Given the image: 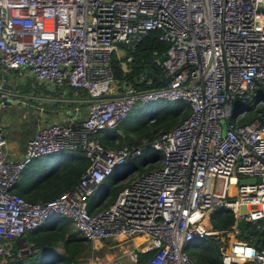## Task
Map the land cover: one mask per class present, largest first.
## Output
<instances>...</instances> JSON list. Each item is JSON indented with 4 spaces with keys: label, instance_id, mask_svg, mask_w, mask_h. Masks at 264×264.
<instances>
[{
    "label": "built area",
    "instance_id": "1",
    "mask_svg": "<svg viewBox=\"0 0 264 264\" xmlns=\"http://www.w3.org/2000/svg\"><path fill=\"white\" fill-rule=\"evenodd\" d=\"M149 28L166 43V81L137 88L114 76L111 59ZM23 67L40 81L82 91L86 107L80 117L37 125L19 158L6 156L0 126V255L21 256L29 248H14V239L61 213L89 240L144 235L128 264H196L188 248H203L194 243L203 236L223 264H264V238L245 240L236 225L264 227V112L239 120L246 102L264 99V0H0V106L21 95L3 86L4 72ZM176 98L188 112L171 127L141 143L100 141L98 131L137 101ZM144 146L159 152L157 164L134 176L131 170L104 205L89 209L88 196L112 167ZM61 149L87 159L72 186L42 200L14 190L32 157ZM215 209L230 212L232 222L212 225ZM151 248L138 263L137 252Z\"/></svg>",
    "mask_w": 264,
    "mask_h": 264
},
{
    "label": "trees",
    "instance_id": "2",
    "mask_svg": "<svg viewBox=\"0 0 264 264\" xmlns=\"http://www.w3.org/2000/svg\"><path fill=\"white\" fill-rule=\"evenodd\" d=\"M157 32L155 28L146 29L133 48L124 46L125 55H121L120 57H116L115 55L112 56L111 64L115 77L126 78L137 88L157 87L166 81V77L163 75L160 65L161 54L165 50L166 43L158 39ZM126 55H130V58L126 59ZM121 62L125 63L124 68ZM144 68H146V78L139 82H134L132 77L134 75L136 77L140 74L144 75ZM147 78L150 80L146 81ZM167 105V108L164 107L166 110H162L157 115H154V110L151 111L150 109L148 111L147 108L140 109L142 110L139 114L140 117H138V119L136 118L137 120L133 121L131 124L125 123L129 115L122 117L113 126L105 127L98 131L100 141L104 145L110 146H118L125 141L141 143L143 141L141 138L145 140L149 139L157 131L171 127L188 112V104L184 99L176 98L167 100ZM253 105V101L246 102L245 108L250 112ZM257 111L264 112V104H259L250 114L247 111L249 114H247L248 117L250 116L251 118ZM247 115L239 120H248L249 118ZM150 121H153V123H149ZM138 123H140V128H134ZM149 128H151L150 131ZM133 130L135 132L134 136L129 134V132ZM55 152H61L60 154L64 153L68 156H75V161L69 160L61 165L56 164V168H53L54 170L52 172L49 171L46 174H42L41 172L45 164H47V156ZM158 157V151H151L148 146H144L141 155L127 157L122 164L127 163V165L140 169L142 166L139 164H143L147 160H156L157 162ZM86 164L87 159L79 149H61L47 154L36 155L32 157L21 170L16 180V187L14 190L29 200H42L52 197L63 189L72 186ZM118 165L112 167L111 172L100 181L88 196L89 209H92L94 205H104L107 201V198H105L106 195H103L105 191L110 189L113 195L122 185L120 182H115L116 177L114 171ZM130 171L131 170L128 168L123 175ZM24 190L26 194L23 192ZM37 196L38 199H36ZM97 196L100 200H93ZM64 218V215L61 213H53L50 217L51 220L46 219L43 222V226L40 224L36 225L17 236H24L28 239H32L33 245H41V248L33 252L28 251L24 256L0 255V264H49V262L53 260H59L54 264H73V262L78 260L79 256L89 249L90 242L80 235L72 225L69 226L66 222L60 221ZM209 219L212 225L216 227H225L232 222L233 217L230 212L215 209L210 212ZM58 220L60 222H58ZM246 229V234L242 232L239 233L241 238L252 241L259 237L260 229L255 228L254 225L247 223ZM57 243H61L63 248L62 252H57L53 249V246ZM194 243H202L204 245L202 249L188 248V252L196 264H223L219 259L217 247L211 238L203 236L194 239ZM154 250L155 248L138 251L137 262L141 263L153 253ZM243 264L252 263L245 262Z\"/></svg>",
    "mask_w": 264,
    "mask_h": 264
},
{
    "label": "crops",
    "instance_id": "3",
    "mask_svg": "<svg viewBox=\"0 0 264 264\" xmlns=\"http://www.w3.org/2000/svg\"><path fill=\"white\" fill-rule=\"evenodd\" d=\"M13 72V75L17 76L18 74V76H20V79L18 81H16L17 79H15L14 83L12 84L9 82L7 83L6 78V80L3 82V86L15 89L21 95H19L18 98H14L13 96L8 97V99H10L9 101L8 99L5 100V104L3 105L5 107L0 108V126L3 129L6 137V142L4 144L6 156L9 158H19L23 154L27 137L37 125L45 124L51 121H65L70 115L80 117L84 114L86 104L83 100L84 93L80 90H75L71 86H68L66 84L59 85L48 81H40L36 79L26 67L21 68L20 72L16 69ZM164 107L167 108L168 105L167 101L165 104L163 103V100H158L154 102L152 106H150V108L154 110V115H157L162 110H166L164 109ZM129 134L134 136V130L129 132ZM60 153L61 152H55L54 154L47 156L46 163L48 165H61L64 162H68L69 160L75 161V156H68L64 153ZM118 164H116L118 165V167H116L114 171L116 177L115 182L124 183L127 180H130L127 178V174L123 175L124 170L129 168L133 171L135 167L127 165V163L122 164V162ZM15 187L16 186H14V188ZM106 191L103 195H106L105 198L110 199L113 196L112 192L110 189H107ZM23 192L26 194L25 190ZM36 199H38V196L36 197ZM93 200L99 201L100 199L97 196ZM51 216L52 214L46 217V219L51 220ZM46 219H44L40 225L43 226V222ZM60 221L66 222L69 226H71V223L67 217ZM60 221L58 220V222ZM129 238L132 239V242H130L131 240H129ZM143 239H145V236L142 234H135L132 237H128L127 239L119 241L116 239H112L111 241L115 242L114 244H112V246L106 242L101 243V241L98 239L91 240L93 241V243H90V247L88 250L93 247H102L100 249L101 252L99 251L100 254H95V258L94 261H92V264H97L101 261H107L108 264H119L117 257L121 253H128L129 249L133 248ZM32 241V239L20 236L14 239V241L12 242V246L15 248L16 246L27 245L29 248V252H33L41 248V245H33ZM53 249L57 252L63 251L61 243H57L56 245H54ZM26 253L27 252L24 251L23 256ZM58 261L59 260H53L49 262V264H54ZM77 261L73 262V264H77Z\"/></svg>",
    "mask_w": 264,
    "mask_h": 264
},
{
    "label": "rangeland",
    "instance_id": "4",
    "mask_svg": "<svg viewBox=\"0 0 264 264\" xmlns=\"http://www.w3.org/2000/svg\"><path fill=\"white\" fill-rule=\"evenodd\" d=\"M121 65H122V67L124 68L125 67V63L124 62H122L121 63ZM13 71H15V69H9L8 71H6V72H4V74L6 75V78H7V83L9 82V83H14V81H15V79H17L16 81H18L19 79H20V76H18V74H17V76L16 75H13ZM8 99V98H7ZM10 99H8V101H9ZM156 101H158V100H153V101H147V102H140V101H137L136 103H135V105H134V107H133V109H131L128 113H127V115H129L127 118H126V122L125 123H127V124H131L133 121H136L137 119H138V117H140V115L138 114V112L139 111H141L140 109H144V108H148V107H150V106H152V104L154 103V102H156ZM163 103H166V101H164L163 100ZM259 104H264V99L260 102H256L253 106H252V108H251V110H250V112H249V110H248V113L250 114V113H252L253 111H254V109L259 105ZM5 106H0V108H4ZM248 113H246L245 115H247ZM257 113V112H256ZM248 114V115H249ZM248 115H247V117H248ZM137 118V119H136ZM242 118V117H241ZM248 118H250V116L248 117ZM149 123H153V121H150ZM134 128H140V123H138V124H136V126L134 127ZM150 129L151 128H149V131H150ZM8 132H9V130H8ZM131 135V134H130ZM143 141H146L144 138H141ZM157 164V162L156 161H150V162H148L147 164L146 163H143V164H139V165H141L142 167L139 169V168H137V170L132 174V173H130V175L131 176H134V175H137L138 173H140V172H142V171H144V170H146V169H149V168H151L152 166H155ZM56 165L55 164H46L45 166H44V169H43V171L41 172L42 174H46V173H48L49 171L50 172H52L54 169L53 168H56L55 167ZM86 239V238H85ZM105 239H109V240H105ZM90 243H93V241H91V240H89V239H87ZM112 240V238L111 237H105V238H103V239H100V241H101V243H108V244H110L111 246H112V244H114L115 242H113V241H111ZM129 240H131L130 242H132V239L131 238H129ZM102 247H98V248H95V247H93V248H91L90 250H88V251H86L84 254H82V256L81 257H79L78 259V261H77V264H92V261H94V258H95V254H100V249H101ZM204 248V247H203ZM199 249H201V248H199ZM100 251V252H99ZM117 259H118V261H119V264H128L129 262H130V258H129V256H128V253H126V254H123V253H121L118 257H117ZM97 264H108V262L107 261H101L100 263H97Z\"/></svg>",
    "mask_w": 264,
    "mask_h": 264
},
{
    "label": "water",
    "instance_id": "5",
    "mask_svg": "<svg viewBox=\"0 0 264 264\" xmlns=\"http://www.w3.org/2000/svg\"><path fill=\"white\" fill-rule=\"evenodd\" d=\"M145 71H146V68L143 69L144 75H145ZM132 78H133L134 82H139L140 81V80L137 79V77L135 75ZM251 180H254L253 176L243 177V178L240 179L241 182L251 181ZM236 225L240 227L241 232L243 234L247 233L246 222L243 219H238L236 221ZM260 234L261 235L259 236V238H260V240H263V238H264V227L260 229Z\"/></svg>",
    "mask_w": 264,
    "mask_h": 264
},
{
    "label": "clouds",
    "instance_id": "6",
    "mask_svg": "<svg viewBox=\"0 0 264 264\" xmlns=\"http://www.w3.org/2000/svg\"><path fill=\"white\" fill-rule=\"evenodd\" d=\"M121 63H122V62H121ZM137 79H138V78H137ZM138 80H139V79H138ZM165 101H167V100H165ZM133 107H134V106H133ZM133 107H132V109H133ZM148 108H149V109H148ZM148 108H147V110L149 111L151 108H150V107H148ZM152 110H153V109H151V111H152ZM141 111H142V110H141ZM141 111H139L138 114H140ZM128 112H129V111H128ZM126 115H127V114H126ZM126 115H125V116H126ZM126 170H127V169H126ZM126 170H124V172H125ZM128 173H129V172H128ZM128 173H127V175H128ZM124 175H125V174H124ZM119 178H120V177H119ZM119 178H118V179H119ZM126 182H127V181H126ZM121 184H123V183H121ZM52 214H53V213H52ZM47 217H48V216H47ZM44 219H46V218H44ZM44 219H43V220H44ZM43 220H42V221H43ZM42 221H41L39 224H41ZM39 224H38V225H39ZM189 248H190V247H189ZM201 249H202V248H201ZM28 251H29V250H28ZM28 251H26V252H28ZM22 255H23V254H22Z\"/></svg>",
    "mask_w": 264,
    "mask_h": 264
}]
</instances>
